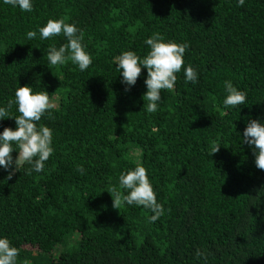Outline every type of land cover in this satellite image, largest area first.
I'll return each mask as SVG.
<instances>
[{
  "label": "trees",
  "instance_id": "16d2710c",
  "mask_svg": "<svg viewBox=\"0 0 264 264\" xmlns=\"http://www.w3.org/2000/svg\"><path fill=\"white\" fill-rule=\"evenodd\" d=\"M48 19L83 31L86 71L48 65L63 35L26 39ZM154 33L187 42L199 78L186 82L182 68L147 113L146 70L126 91L114 57L143 56ZM225 80L246 91L244 105L224 108ZM25 85L54 104L40 122L54 152L40 173L0 169V236L18 264H264V170L242 140L249 118L264 120V0H33L31 13L0 0V105ZM137 162L165 208L155 223L142 206L116 209L109 193Z\"/></svg>",
  "mask_w": 264,
  "mask_h": 264
},
{
  "label": "clouds",
  "instance_id": "9594fccd",
  "mask_svg": "<svg viewBox=\"0 0 264 264\" xmlns=\"http://www.w3.org/2000/svg\"><path fill=\"white\" fill-rule=\"evenodd\" d=\"M4 4L13 8H19L23 12L33 11V0H3ZM238 6L243 7L245 0H237ZM53 40L63 35L66 43L58 47L55 42L47 49V63L50 66H63L67 60L77 66L79 71H86L92 64V57L86 50L83 41V31L74 23H67L63 19H48L43 26H37L36 30H29L26 39L31 41ZM148 51L143 56L131 50L122 51L114 57V65L122 77L121 82L126 85L127 91L136 84L141 75L142 68L147 75L144 79L146 92L143 101H147L145 111L155 113L162 102L161 90H172L177 81V73L183 68L186 82L196 84L199 73L190 65H185L184 54L189 48L187 42L177 43L166 40L159 33H154L145 39ZM225 109L237 108L244 105L247 93L236 87L230 80L224 81ZM15 106L18 115L10 114V109ZM54 104L46 91H34L32 86H16L13 99L6 105H0V121L12 118L15 128L5 127L0 131V169L13 171L28 165L27 174L40 173L44 170L45 162L53 154V130L41 122L42 117L52 116L51 110ZM242 140L253 151L255 166L264 170V120L261 118H249L243 129ZM219 145L211 153L218 151ZM15 151V160L11 153ZM84 172L83 167L78 169ZM12 173H8L11 178ZM109 192V191H108ZM113 206L124 204L126 206H142L150 215L149 223H155L165 214V208L157 201V194L147 174V170L139 162L134 168L122 170L118 177V186L110 189ZM202 254L197 253L200 257ZM19 251L11 241L0 236V264H18ZM24 264H28L27 261Z\"/></svg>",
  "mask_w": 264,
  "mask_h": 264
}]
</instances>
